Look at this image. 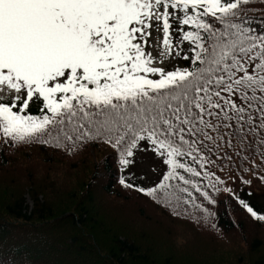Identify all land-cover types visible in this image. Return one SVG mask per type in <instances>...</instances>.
Listing matches in <instances>:
<instances>
[{"label": "snow or ice", "instance_id": "6c2138e0", "mask_svg": "<svg viewBox=\"0 0 264 264\" xmlns=\"http://www.w3.org/2000/svg\"><path fill=\"white\" fill-rule=\"evenodd\" d=\"M253 2L0 0V94L11 97L0 102V135L57 146L101 140L122 170L151 150L166 171L136 190L200 210L193 190L213 202L197 180L219 190L206 166L220 153L264 160V27L241 15ZM153 27L161 63L184 64L156 66L147 51ZM36 101L39 116L28 114Z\"/></svg>", "mask_w": 264, "mask_h": 264}, {"label": "trees", "instance_id": "16d2710c", "mask_svg": "<svg viewBox=\"0 0 264 264\" xmlns=\"http://www.w3.org/2000/svg\"><path fill=\"white\" fill-rule=\"evenodd\" d=\"M241 15L264 27V0ZM206 168L222 181L216 191L197 180L213 202L193 190L200 210L173 207L137 191L155 185L122 170L101 140L0 135V264H264V221L243 206L264 215V160L229 149Z\"/></svg>", "mask_w": 264, "mask_h": 264}, {"label": "rangeland", "instance_id": "374dc122", "mask_svg": "<svg viewBox=\"0 0 264 264\" xmlns=\"http://www.w3.org/2000/svg\"><path fill=\"white\" fill-rule=\"evenodd\" d=\"M155 23V22H154ZM152 36L149 38V44L147 45V51L151 52L152 55L156 58V66L159 67H165L166 70H171L170 68L166 67L169 65V61L171 60V64L173 67L180 66L179 65V58L176 57H170L168 59H165L163 63L160 61L159 57V47H158V41L162 39V33L157 32L155 27L151 29ZM175 39V38H174ZM15 95V94H13ZM3 98L0 99V102H11V97H9L6 93L0 94ZM146 147L149 149L151 148L150 145L145 144ZM131 163L129 164V169L133 171L141 180L142 182L148 183L149 185H155L156 180L165 170L166 166L162 164V161L160 158H158L154 152L151 150L149 151H136L133 155V157L130 158ZM155 169V171H154ZM229 181L230 179L227 178ZM228 189V188H225ZM224 189V190H225ZM226 191V190H225ZM262 192L264 193V189H262ZM26 199V203L28 207L30 208V202Z\"/></svg>", "mask_w": 264, "mask_h": 264}]
</instances>
